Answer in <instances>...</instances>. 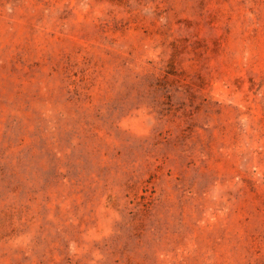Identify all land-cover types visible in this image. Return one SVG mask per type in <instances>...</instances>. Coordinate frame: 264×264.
<instances>
[{
	"label": "rangeland",
	"instance_id": "374dc122",
	"mask_svg": "<svg viewBox=\"0 0 264 264\" xmlns=\"http://www.w3.org/2000/svg\"><path fill=\"white\" fill-rule=\"evenodd\" d=\"M0 264H264V0H0Z\"/></svg>",
	"mask_w": 264,
	"mask_h": 264
}]
</instances>
